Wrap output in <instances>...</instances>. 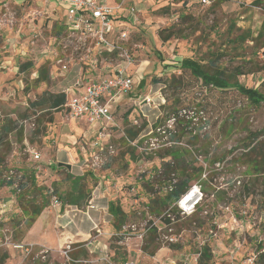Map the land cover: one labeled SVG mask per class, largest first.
I'll return each mask as SVG.
<instances>
[{"label": "rangeland", "instance_id": "obj_1", "mask_svg": "<svg viewBox=\"0 0 264 264\" xmlns=\"http://www.w3.org/2000/svg\"><path fill=\"white\" fill-rule=\"evenodd\" d=\"M12 1L0 0V261L8 254L4 264H155L144 252L147 246L150 251L160 247L157 264L168 258L183 264L197 252L203 254L205 248L210 251L209 259L200 264H249L251 259L254 264H264V257L260 260L264 254V174H249L240 162L244 148L252 146L255 137L264 149V105L240 99L234 88L219 91L202 82L178 87L182 75L185 82L190 78L179 69L180 64L192 59L212 73L232 76V83L237 80L264 93V0L138 2L135 23L140 24L125 29L129 32L125 46L134 56L132 73L136 76L140 66L142 78L114 112L116 124L109 130V145L114 146L115 155L108 153L106 145L100 155L101 167L88 168L101 153V147L90 151L88 146L87 153L93 156L83 177L52 165L66 160L64 153L58 159L53 153L56 126L61 129L75 121L64 108L42 111L33 106L43 95L59 94L65 87L59 80L37 81L44 62L59 68L62 17L49 4ZM247 32L252 37L242 42L240 38ZM26 63L34 67L23 73L20 68ZM99 67L105 74L112 73L105 70L107 62ZM191 85L195 87L191 89ZM206 101L218 107L211 105L203 111ZM161 127L172 130V137L158 133L156 128ZM133 136L141 138L134 145ZM165 137L171 147L165 145ZM34 153L40 154L39 160ZM174 153L178 159L170 169L176 178L186 171L196 176L202 171L191 185L201 188L191 216L180 214L179 201L170 207L159 206L174 176L164 170V164ZM167 154L172 156L163 159ZM129 159L135 163L132 168L127 165ZM73 176L78 177L75 186L77 183L84 191L92 188L87 196L96 187L103 191L115 188L110 190V198L127 213L126 225L116 231L107 204H96L110 224L107 233L105 223L91 232L92 252L81 237L68 240L57 250L24 243L30 227L20 205L21 193L23 204L36 196V204H42L45 197L48 207H55L54 199L60 204L68 200ZM9 181L16 186L7 184ZM94 206L85 203L80 209ZM152 208L157 211L153 213ZM62 230L43 223L33 236L53 245Z\"/></svg>", "mask_w": 264, "mask_h": 264}, {"label": "built area", "instance_id": "obj_2", "mask_svg": "<svg viewBox=\"0 0 264 264\" xmlns=\"http://www.w3.org/2000/svg\"><path fill=\"white\" fill-rule=\"evenodd\" d=\"M43 4L55 2L67 6L66 10V29L59 38L60 52L58 54L57 65L61 71H66L72 64L90 63L97 65L101 58L102 63L107 62L106 71L111 69L112 73L108 76L100 75L96 79L84 83L77 80L74 87L80 91L71 97H68L70 91L66 92L67 98L64 104L65 111L70 119L74 121L87 122L90 125L101 124L98 132L97 144L109 135V130L116 122L114 114L109 107L107 97L112 94H127L135 85L134 74L132 69L135 65L134 56L126 48L129 41V32L122 30L119 32L116 40L111 41L109 36L114 30V22L116 15L123 9L124 4L129 0H123L122 4L110 6L102 0H39ZM206 3V0H203ZM134 21L138 20L137 9H131ZM92 56H97L94 60ZM92 65V64H91ZM104 71L103 69H101ZM101 71V74L103 73ZM176 121V119H175ZM156 128L158 133L165 135L166 132L172 137V130L165 128ZM171 129V128H170ZM165 145L171 147L168 137ZM131 141V140H130ZM135 141H131L134 145ZM154 146V144H153ZM105 148L100 149V154L94 156L93 165L89 164L88 168L99 169L104 163L100 155ZM110 155H115L114 146L106 147ZM105 158V161H108ZM34 159L39 160L40 154L34 153ZM13 186H16L13 183ZM173 186L168 187V191H172ZM201 188L198 186L191 187L176 204L183 216H191L195 213V207L198 200L186 206V202L196 195H201ZM54 206L59 204L54 199ZM170 217V215H168ZM167 221H170L169 219ZM155 223L152 224L154 228ZM171 241H173L171 239ZM22 247V246H18ZM30 252L29 249H26ZM202 252H197L192 259H186L183 264H199ZM124 264H136L134 261H127ZM249 264H254L253 260H249Z\"/></svg>", "mask_w": 264, "mask_h": 264}, {"label": "crops", "instance_id": "obj_3", "mask_svg": "<svg viewBox=\"0 0 264 264\" xmlns=\"http://www.w3.org/2000/svg\"><path fill=\"white\" fill-rule=\"evenodd\" d=\"M25 1H32L36 4H41L39 0H13L12 2L16 3H23ZM109 4L110 6L117 4L118 0H102ZM141 0H129L126 6L123 7V9L116 15L115 22H114V30L109 36V39L111 41L116 40L118 34L120 31L128 29L131 25H138L134 21V16L131 13L132 8L137 9V14L140 13L138 9L137 3ZM50 6H54L58 9L59 13L57 16L62 17V23L61 27L62 30L65 31L66 29V10L67 6L63 4H58L55 2L49 3ZM64 33V32H63ZM46 53V51H45ZM92 58L95 60L97 56H92ZM99 62L97 65H94L93 62L90 63H84V64H72L68 70L61 71L55 63L50 64L47 62H44L43 66L38 71V78L37 81L40 83H48L50 80H59L60 82L65 83L64 89L60 93L65 94V98H67L66 92L70 91V94L68 97L73 96L74 94L78 93L80 90L74 87V84L77 80H82L84 83L90 82L100 75L102 76H108L109 73L105 74L99 67V64L102 63L101 58H98ZM108 68V67H107ZM101 71L103 72L101 74ZM142 78V69L138 68L136 72V76H134L135 84L140 81ZM46 79V80H45ZM40 80V81H39ZM126 94H112L107 97V100H109V107L111 112L114 114L117 110V106L121 103L124 96ZM66 100V99H65ZM34 106V105H33ZM35 107V106H34ZM64 108L65 107H61ZM60 108V109H61ZM54 110V111H59ZM57 116V113L55 114ZM55 127V126H54ZM61 128V127H60ZM55 129V128H54ZM101 129V124H95L90 125L89 123L85 122L81 123L78 121H75L72 125L69 126H63L61 129H57L56 126V133H57V142H55V150L53 151L54 155L58 159L61 155L66 157V160H60L56 163H52V165H56V167H59V164H66L70 166V169L64 167L69 174L76 175L78 177H83L86 173H88L87 170V164L89 163L91 157L93 155H90L88 151V146H90V151L96 150L99 147L103 148L106 145H109L111 143L110 139L112 134L109 133V135L103 139L101 142L97 144V136L98 132ZM55 136V134H54ZM66 136V138H64ZM135 137V139H132V141H138V137ZM64 139V140H63ZM67 141H66V140ZM68 143L70 145H68ZM97 146V147H96ZM100 148V149H101ZM99 149V150H100ZM133 160V159H132ZM132 160H127V165H129L130 168L135 166V163H132ZM79 171L81 174H75V172ZM74 177V176H73ZM78 177L73 178L72 188L71 191L68 194V200L65 202H62L61 204L55 206V207H47L41 215L36 219V221L33 223V225L28 229L23 242L28 243L29 245H38L40 247H45L47 249H55L57 250L60 248L64 243H66L68 240H76L79 237L87 241V246L89 252H92V247L94 244L92 242H89V238L91 236V232L97 227L99 224L102 225V223L105 225L104 230L107 233L109 231V223L107 220H104L103 213H100V208L96 204H107V213L108 215H111L109 213V204L116 203L113 199L110 198V190L113 191L110 187H107L104 189V191L101 188H95V191H93L92 196H87L90 194L92 188L90 190L84 191V188H79L78 190L75 189V182L78 180ZM102 185V184H100ZM102 187V186H99ZM117 191L119 192L120 188L119 185L117 186ZM119 189V190H118ZM117 192V193H118ZM105 199V200H104ZM95 204V209L92 208V210H82L78 206L70 205V204ZM118 204V203H116ZM86 216V217H83ZM109 220V218H108ZM107 222V223H106ZM43 223L49 224L52 227V229H56L59 227H62L63 230L61 235L59 234L58 240L56 239L55 243L53 245H47L38 239V237L33 236L34 232L38 229L39 225H42ZM88 225V227H86ZM88 230V231H87ZM106 247V244H104ZM161 253H163L161 251ZM161 254L157 253L153 258L155 259V264H157L158 259L160 258ZM176 261L174 259L168 258L167 261L161 262L162 264H176Z\"/></svg>", "mask_w": 264, "mask_h": 264}, {"label": "trees", "instance_id": "obj_4", "mask_svg": "<svg viewBox=\"0 0 264 264\" xmlns=\"http://www.w3.org/2000/svg\"><path fill=\"white\" fill-rule=\"evenodd\" d=\"M251 37L252 36L250 32H247V35L245 37H241L240 40L242 42H245L247 39ZM163 39L167 40L168 38L165 37ZM33 67L34 66L32 63H26L21 66L20 70L21 72L24 73L26 71L31 70ZM179 69L182 72H185V74H187L190 77L189 80L185 82L183 80L184 76L182 75V78H181L182 82L180 80L181 84L178 85V87L180 88H185V87L188 88L185 84L192 83V82H196V83L202 82V84L205 87H211L219 91L220 90L227 91L231 88H234V90L237 91V94L239 95L240 99L242 98L243 100H245L246 102H249V104L251 103L252 105H262V104L264 105V93L263 92H261L258 89L243 86L237 80H235L232 83L233 77L226 76L223 72L212 73L209 70H207L202 64L192 59H184L181 62ZM238 75H241V73H239ZM234 78L236 79V77ZM174 82L177 83L175 78H174ZM189 87L192 89L195 86L191 85ZM65 97L66 96L64 93L45 94L42 96L40 100L34 102L33 105L38 108L41 107L42 111H45V110L54 111L64 106L66 102ZM223 101H226V100H223ZM220 103H223V102H220ZM237 104L239 103H236L235 105ZM211 105L218 107L217 103H215L214 105L206 101L202 105V110L204 111V109L211 108L210 107ZM235 105L233 106V108L235 107ZM233 108L231 109V111L233 110ZM50 122H52V120H50ZM132 139H135V137H133ZM258 139L259 137L254 138V144H253L254 146L248 145L244 148L243 154L240 158V162L245 164V166L247 167L246 171L249 174H253L254 172H259L261 174H264V149L262 147V144L259 143ZM170 156H172V154H167L163 159H166L167 157H170ZM177 157L178 155L174 153L172 156L173 159H169L168 162L166 163L164 162L165 163L164 170H166L169 173L174 174L173 178L171 179L172 183L170 185V186H173L172 191L168 192V194L163 198V200H161V204L159 205L164 208L170 207L173 203L178 202L181 199V197L189 190L192 183L197 181L196 179L201 177V174H202V171H200L201 173H198V176H196V174H194L193 172L189 173V171H186V173H182L176 178L174 170H171L170 168H173L172 165H176V159H178ZM63 168L64 167H60L58 168V170H63ZM31 180L33 182L32 184H33L34 189H36L37 188L36 179H34L33 175H31ZM7 184H10L11 186L13 185L11 181H9ZM77 186L78 184L76 183L75 189L78 190L79 188H81ZM22 196L23 195L21 193V197H20L21 204L20 205L23 210V213L26 216H28V226L31 227L33 223L36 221V219L41 215V213L49 206V204H48L47 199L45 197L43 198V196H42L43 198L42 204H36V201H35L36 196H33L32 200L28 201L27 204H23L22 199L24 198ZM70 205H74L78 207L82 206V204H70ZM156 211L155 209L152 210L153 213H155ZM109 213L113 217L114 229H116V231H121L122 228L126 225V223L129 220L127 213L122 209L120 204H116V203L109 204ZM166 224L169 225L170 221H166ZM159 250H160V247H155L151 251L147 248V246L144 248V252L147 253L151 257H154ZM209 252L210 251L208 248L204 249L199 264L202 263L204 259H209ZM262 257H264V254H261L260 260H262ZM8 258H9L8 254H5L0 261V264H4Z\"/></svg>", "mask_w": 264, "mask_h": 264}, {"label": "bare ground", "instance_id": "obj_5", "mask_svg": "<svg viewBox=\"0 0 264 264\" xmlns=\"http://www.w3.org/2000/svg\"><path fill=\"white\" fill-rule=\"evenodd\" d=\"M195 200H196V199H195V196H194L193 198L189 199V200L186 202V206H187L188 204H192Z\"/></svg>", "mask_w": 264, "mask_h": 264}, {"label": "water", "instance_id": "obj_6", "mask_svg": "<svg viewBox=\"0 0 264 264\" xmlns=\"http://www.w3.org/2000/svg\"><path fill=\"white\" fill-rule=\"evenodd\" d=\"M59 167H66V168L70 169V166L69 165L62 164V163L59 164Z\"/></svg>", "mask_w": 264, "mask_h": 264}]
</instances>
